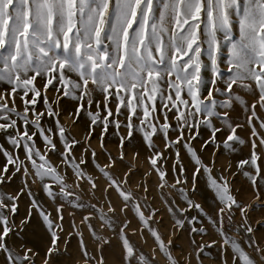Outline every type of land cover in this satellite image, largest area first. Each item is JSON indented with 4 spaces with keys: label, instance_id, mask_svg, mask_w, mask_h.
<instances>
[{
    "label": "rangeland",
    "instance_id": "1",
    "mask_svg": "<svg viewBox=\"0 0 264 264\" xmlns=\"http://www.w3.org/2000/svg\"><path fill=\"white\" fill-rule=\"evenodd\" d=\"M0 264H264V0H0Z\"/></svg>",
    "mask_w": 264,
    "mask_h": 264
}]
</instances>
